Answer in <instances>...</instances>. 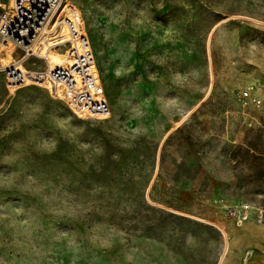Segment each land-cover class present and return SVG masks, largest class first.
Returning <instances> with one entry per match:
<instances>
[{"label":"rangeland","instance_id":"1","mask_svg":"<svg viewBox=\"0 0 264 264\" xmlns=\"http://www.w3.org/2000/svg\"><path fill=\"white\" fill-rule=\"evenodd\" d=\"M68 1L111 113L0 73V264H264V0Z\"/></svg>","mask_w":264,"mask_h":264},{"label":"built area","instance_id":"2","mask_svg":"<svg viewBox=\"0 0 264 264\" xmlns=\"http://www.w3.org/2000/svg\"><path fill=\"white\" fill-rule=\"evenodd\" d=\"M5 43L13 46L16 57L9 64H4L1 58ZM50 50L63 54L65 62L50 68L47 61ZM40 61L45 66H40ZM0 73L5 76L9 90L47 87L48 82L82 116L105 117L111 113L82 16L68 0H0ZM240 99L264 109L263 101L248 90L240 94ZM215 203L239 225L249 219L253 210L246 203L224 199H216ZM258 217H263L262 211Z\"/></svg>","mask_w":264,"mask_h":264},{"label":"bare ground","instance_id":"3","mask_svg":"<svg viewBox=\"0 0 264 264\" xmlns=\"http://www.w3.org/2000/svg\"><path fill=\"white\" fill-rule=\"evenodd\" d=\"M62 56H63V58L62 59H60L59 61H58V63L56 64V65H54V67H56V66H59V65H61V64H63L64 62H65V58H64V55L62 54ZM16 60V57L14 56V58H13V60L12 61H15ZM47 61H48V57H47ZM11 63V62H10ZM48 66H49V62H48ZM50 67V66H49ZM53 67V68H54ZM51 68V67H50ZM97 68V67H96ZM98 72V71H97ZM47 85L46 86H49L50 88H51V86H50V84H48V82L46 83ZM51 90L54 92V90L51 88ZM106 117H109V116H105V117H93V118H95V119H103V118H106Z\"/></svg>","mask_w":264,"mask_h":264},{"label":"clouds","instance_id":"4","mask_svg":"<svg viewBox=\"0 0 264 264\" xmlns=\"http://www.w3.org/2000/svg\"><path fill=\"white\" fill-rule=\"evenodd\" d=\"M0 183H2V181H0Z\"/></svg>","mask_w":264,"mask_h":264}]
</instances>
